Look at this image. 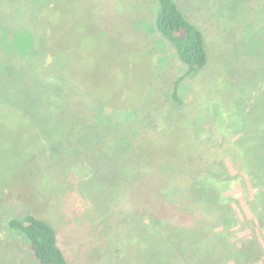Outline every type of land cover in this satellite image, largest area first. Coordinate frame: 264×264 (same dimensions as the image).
I'll return each mask as SVG.
<instances>
[{
  "label": "rangeland",
  "instance_id": "obj_1",
  "mask_svg": "<svg viewBox=\"0 0 264 264\" xmlns=\"http://www.w3.org/2000/svg\"><path fill=\"white\" fill-rule=\"evenodd\" d=\"M173 2L202 32L208 58L202 71L179 83L180 106L171 91L185 67L154 26L157 0H0V80L6 81L0 86L26 82L28 90L47 94L58 80L65 117L59 146L50 150L55 159L30 149L34 131L20 135L19 126L11 137L0 121V264H35L23 235L6 226L30 214L52 226L67 264H146L148 214L163 212L169 202L157 200L159 184L145 175L169 159L166 145L182 130L198 136L201 124L208 143L214 129L219 148L232 140L229 129L206 126L214 118L209 111L223 103L229 125L231 97L238 100L242 86L258 84L255 102L264 84V0ZM24 39H35L28 44L42 56L34 54L35 60L46 59L63 76L50 82L39 63L27 65ZM200 141L193 144L200 174L224 179L221 158L213 154L219 148L211 153ZM229 172L237 183L217 186L227 189L220 200L235 215L231 243L248 245L257 235L260 253L246 264H264L251 185L246 173Z\"/></svg>",
  "mask_w": 264,
  "mask_h": 264
},
{
  "label": "trees",
  "instance_id": "obj_2",
  "mask_svg": "<svg viewBox=\"0 0 264 264\" xmlns=\"http://www.w3.org/2000/svg\"><path fill=\"white\" fill-rule=\"evenodd\" d=\"M154 21L157 32L170 43L185 67L184 73L171 91L172 102L180 106L182 103L178 95L179 83L186 76L196 75L207 66L204 37L202 32L185 18L173 0H157ZM2 40L0 39V42ZM33 41L35 39H24L19 43L22 45L21 57H26L27 65L39 63L44 68L45 73L42 75L45 80L63 76L58 70L50 66L47 68L46 59L39 61L33 58L34 54L35 57L41 56L28 45ZM39 42L45 44V39ZM7 51L4 49L6 54L9 52ZM263 78L264 75L261 76L260 82ZM5 83V80H0V85ZM26 86V82L12 86L13 89L0 86V121L5 123L4 134L11 137L17 135L21 131L19 126L23 127L20 135L25 131H34L38 138L36 139L35 135L30 137V149L40 157L47 155L50 159H55L54 149L52 152L50 150L59 146V139L65 131L60 127L65 118L62 115L64 112L58 109L62 85L58 80L55 81L53 85H49L47 94L39 92V88L28 90ZM42 86L41 84L39 87ZM255 87H258V84L252 89L247 83L246 87H241L240 94L237 93L241 96L238 100L231 97L228 110L232 119L229 125L225 121L226 117L222 116L223 103L214 104L217 105L218 112L211 109L209 113L214 112L213 121L206 122L207 125L203 124L209 127L216 125L218 130L229 129L233 137L230 142L219 148L217 139L220 138H216L217 134L213 128H208V132L213 129V133L206 143V137L201 131L203 126L197 124L198 136L191 137L182 130L174 143L166 145L169 147L166 155L169 159H164L159 169L145 175V180L148 177L153 178L152 181L159 184L158 193L155 195L157 200L169 202L167 206L165 204L166 209L163 212L148 214V223L145 224V251H150V254L145 260L146 264H246L253 263L254 254L260 253L261 247L255 234L253 239L246 242L248 245L237 246L236 243H231L230 230L235 224L234 211L220 200V193L237 183L229 172L230 167L237 172L246 173V183L251 185L253 192V224L264 231V84L255 92L254 102L252 94ZM223 122L225 124H222ZM192 126L195 127L196 124ZM197 139L198 142L201 139L200 142L205 143L211 153L219 148L213 154L221 158L218 165L225 172L224 179H208L210 176L200 174L203 168L198 166V157L195 160L199 147L196 151L193 145ZM40 142L42 146L39 145ZM212 156L203 160L211 159ZM178 158L181 160L176 168H173V163L177 162ZM190 159L194 160V164L189 166ZM218 183L225 184L227 189H221L217 186ZM6 226L9 230L23 235L35 264H67L58 246L57 235L48 222L30 214L21 220L9 219Z\"/></svg>",
  "mask_w": 264,
  "mask_h": 264
}]
</instances>
